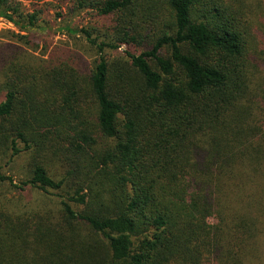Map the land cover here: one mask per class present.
Listing matches in <instances>:
<instances>
[{
  "label": "trees",
  "instance_id": "obj_1",
  "mask_svg": "<svg viewBox=\"0 0 264 264\" xmlns=\"http://www.w3.org/2000/svg\"><path fill=\"white\" fill-rule=\"evenodd\" d=\"M51 5L93 60L0 0V264H264V0Z\"/></svg>",
  "mask_w": 264,
  "mask_h": 264
},
{
  "label": "rangeland",
  "instance_id": "obj_2",
  "mask_svg": "<svg viewBox=\"0 0 264 264\" xmlns=\"http://www.w3.org/2000/svg\"><path fill=\"white\" fill-rule=\"evenodd\" d=\"M16 2L21 4V8L23 12L32 14L34 11H39L40 14V20L39 23L41 24V21L47 23V25H50L53 27L52 31H45L43 32L40 37L41 41L39 42V49L36 52H31L33 57L36 59H46L47 55L51 53V50L53 47L62 46L66 49L70 50V52L74 55V58L76 60L80 59V63L82 65H88L89 63H92L93 60V54L88 51L87 48L82 45L81 42L75 41V40H68L67 37L57 35L54 33V31L57 29L58 25L61 24L62 19H57L56 13L60 12L58 9H56L53 5H51L52 0H15ZM61 11L63 12V15L66 13V9L62 8ZM70 19V22L74 23V25H77L78 27H87L90 25H94V21L92 18H86L85 16L80 15L78 17H72L71 15L66 18V20ZM72 18V19H71ZM19 32L17 29L13 27V25L0 20V50L9 45L14 44V39L12 38L13 34H18ZM28 53H30V50L26 49ZM114 56V55H113ZM78 59H77V58ZM19 166L16 168V170L13 172V170L5 169L3 171L4 174L7 176H14L13 179L15 181H20L18 176L22 173V170H20V167L24 164L22 161H19ZM1 165V163H0ZM15 173V174H14ZM42 198L35 192L33 193L28 192L23 195V198L18 201L20 206H27L28 208H34L35 203L39 201V199Z\"/></svg>",
  "mask_w": 264,
  "mask_h": 264
}]
</instances>
